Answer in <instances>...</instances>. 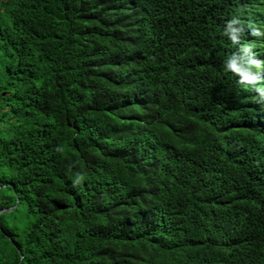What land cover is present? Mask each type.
<instances>
[{
  "label": "trees",
  "instance_id": "obj_1",
  "mask_svg": "<svg viewBox=\"0 0 264 264\" xmlns=\"http://www.w3.org/2000/svg\"><path fill=\"white\" fill-rule=\"evenodd\" d=\"M4 208L0 264H264V0H0Z\"/></svg>",
  "mask_w": 264,
  "mask_h": 264
},
{
  "label": "clouds",
  "instance_id": "obj_2",
  "mask_svg": "<svg viewBox=\"0 0 264 264\" xmlns=\"http://www.w3.org/2000/svg\"><path fill=\"white\" fill-rule=\"evenodd\" d=\"M258 29H261V28L259 27ZM258 29H254V34H255L256 36H258L257 34L260 33V32L258 31ZM258 59H260L259 61H260V63H262V58H261V57H258ZM258 59H256V63H257V60H258ZM229 66H231V65L229 64Z\"/></svg>",
  "mask_w": 264,
  "mask_h": 264
},
{
  "label": "water",
  "instance_id": "obj_3",
  "mask_svg": "<svg viewBox=\"0 0 264 264\" xmlns=\"http://www.w3.org/2000/svg\"><path fill=\"white\" fill-rule=\"evenodd\" d=\"M6 209H9V208H4V209H1V210H0V212L4 211V210H6Z\"/></svg>",
  "mask_w": 264,
  "mask_h": 264
},
{
  "label": "rangeland",
  "instance_id": "obj_4",
  "mask_svg": "<svg viewBox=\"0 0 264 264\" xmlns=\"http://www.w3.org/2000/svg\"><path fill=\"white\" fill-rule=\"evenodd\" d=\"M259 60H260V59L257 60V63H258V64H260V61H259Z\"/></svg>",
  "mask_w": 264,
  "mask_h": 264
}]
</instances>
